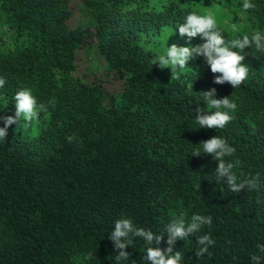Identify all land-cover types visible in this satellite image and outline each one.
Listing matches in <instances>:
<instances>
[{"label": "trees", "instance_id": "1", "mask_svg": "<svg viewBox=\"0 0 264 264\" xmlns=\"http://www.w3.org/2000/svg\"><path fill=\"white\" fill-rule=\"evenodd\" d=\"M252 2L247 28L217 25L226 41L264 35V0ZM190 12L202 14L191 0H0V117L14 116L23 89L47 107L35 135L13 124L0 140V264H117L108 239L117 220L166 241V225L181 214L186 222L195 214L213 221L176 242L181 264H253V255L264 264L257 248L264 244V54L241 53L249 75L237 88L215 84L202 57L171 78L146 45L156 29L177 28ZM202 42L186 38L183 47ZM86 44L103 59L110 89L78 72ZM212 88L216 99L237 104L234 119L199 129L196 109L215 111L201 94ZM214 136L235 149L225 161L237 182L258 174V190L237 194L216 180L218 161L200 146ZM202 235L215 244L198 259ZM146 250L143 238L132 237L120 264H147Z\"/></svg>", "mask_w": 264, "mask_h": 264}, {"label": "clouds", "instance_id": "2", "mask_svg": "<svg viewBox=\"0 0 264 264\" xmlns=\"http://www.w3.org/2000/svg\"><path fill=\"white\" fill-rule=\"evenodd\" d=\"M242 10L249 11L256 8L252 0H242ZM239 29L236 24L232 25V31L237 32ZM179 36L187 38L191 42L193 38L200 37L203 41L197 46H177L172 44L167 48L166 53L157 57L153 64H158L161 69L170 68L171 78H179L180 71L184 70L189 61L197 57H202L209 66L211 73L214 75V83L218 85L229 84L233 88L239 87L249 75V69L243 63L245 55L241 53L245 49L254 47L259 53L264 54V35L255 32L251 36L244 35L242 38H236L230 42L226 41L221 31L217 27L215 16L208 12L198 14L190 12L186 15L184 23L178 28ZM234 49L238 51H234ZM6 80L0 77V88H3ZM204 102L212 109L211 114L204 112L202 109H196V124L199 129H223L233 119L231 112H235L237 104L225 97L216 99V89L201 92ZM15 114L14 116L0 117L4 127L0 128V140L7 136L8 127L15 124L16 126L28 127L33 121L39 118L41 112H46L47 107L44 103L37 102L30 89H23L15 95ZM54 105V101H50ZM226 109V111H221ZM23 122V123H21ZM71 143L73 137H69ZM204 154L211 155L214 160L218 161V167L215 169L217 181L227 184L230 191L240 193L247 189L255 191L259 188V175L250 176L237 182V177L233 173V163H227L225 157L235 153V149L228 145L226 140L219 136H214L201 143ZM199 150L193 153V156H200ZM259 203V200L257 201ZM211 216L195 214L190 221L186 222L184 214L178 219L173 220L166 225L165 231L167 240L164 241V235H156L150 230L136 228L130 219H119L115 222L114 231L108 239L113 243L117 255L115 260L117 264L121 261H127L130 253L126 251L132 244V237H141L146 242L147 250L144 257L147 264H181L183 255L180 251H174V245L178 240L187 241L190 236H195L205 225L212 224ZM198 248L195 256L199 259L205 254L211 256L209 247L214 246L215 241L210 235L196 237ZM162 242L167 244L166 249H161ZM260 253H264V244L257 245ZM92 255L89 254L85 259L90 260ZM253 264H261V256L253 255L251 257Z\"/></svg>", "mask_w": 264, "mask_h": 264}, {"label": "rangeland", "instance_id": "3", "mask_svg": "<svg viewBox=\"0 0 264 264\" xmlns=\"http://www.w3.org/2000/svg\"><path fill=\"white\" fill-rule=\"evenodd\" d=\"M199 12L206 14L211 12L216 19L217 25L232 31V25L236 24L238 28H247L244 11L242 10V0H191ZM76 17L81 26L87 22V15L82 4H76ZM75 21V19H73ZM178 28L160 27L154 32L153 41H149L146 46L152 48L157 56L166 53L167 48L172 44L183 46L186 38L179 36ZM253 31V30H252ZM78 72L86 74L88 79L97 77L106 89L111 88L110 77L105 71L104 62L98 53L94 44H86L80 55ZM23 123V122H22ZM39 118L33 121L28 127H22L21 130L28 136H33L37 132Z\"/></svg>", "mask_w": 264, "mask_h": 264}]
</instances>
